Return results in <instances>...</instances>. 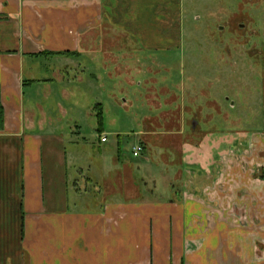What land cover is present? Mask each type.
Masks as SVG:
<instances>
[{
    "label": "crops",
    "instance_id": "crops-1",
    "mask_svg": "<svg viewBox=\"0 0 264 264\" xmlns=\"http://www.w3.org/2000/svg\"><path fill=\"white\" fill-rule=\"evenodd\" d=\"M183 3L0 0V264H264L256 241H264V177L226 188L225 177L215 176L201 187L178 179V165L145 156L135 164L123 157L118 125L116 144L102 147L110 139L98 99L82 116L99 133L100 161L82 160L70 90L98 83L92 57L103 50L99 40L114 37L106 32L113 29L143 52H176ZM149 131L143 123L136 135ZM101 166V187L93 175L86 186L96 189L82 192L84 167ZM69 170L80 171L72 195ZM160 174L168 178L163 192Z\"/></svg>",
    "mask_w": 264,
    "mask_h": 264
},
{
    "label": "rangeland",
    "instance_id": "rangeland-1",
    "mask_svg": "<svg viewBox=\"0 0 264 264\" xmlns=\"http://www.w3.org/2000/svg\"><path fill=\"white\" fill-rule=\"evenodd\" d=\"M183 2V43L176 52H143L128 36L120 37L123 32L113 29L106 32L114 37L99 40L98 47L103 50L92 57L98 65L94 69L95 73L99 71L98 83L70 90L77 106L75 111H68L80 117L82 137L78 144L85 146L81 152L84 166L91 162L96 167L95 162L100 161L96 159L100 157L99 133L91 127L87 116H82L86 114L85 105L98 99L105 108L110 139L102 147L116 144L113 131L118 125L125 133L123 157L135 164L145 156L178 165V179L188 184L197 180L201 187L215 176L225 177L226 188L237 180L263 178L264 2ZM116 118L121 120L116 122ZM193 121H197L195 128ZM143 123L150 131L140 139L136 131ZM181 130L182 134H178ZM133 144L144 146L138 157L133 154ZM73 146L67 144L69 150ZM92 148L97 150L93 152ZM102 166L84 167L85 175L79 177L78 185L82 192L94 191V185L101 187L102 173L106 175ZM74 172L80 174L79 170H69V195L74 193ZM93 175L98 184L95 181L91 187L86 186L87 177ZM166 179L159 175L162 192ZM230 188L235 189L234 185ZM253 237L250 238L255 240ZM256 241L263 256L264 241L260 242L259 237Z\"/></svg>",
    "mask_w": 264,
    "mask_h": 264
},
{
    "label": "trees",
    "instance_id": "trees-1",
    "mask_svg": "<svg viewBox=\"0 0 264 264\" xmlns=\"http://www.w3.org/2000/svg\"><path fill=\"white\" fill-rule=\"evenodd\" d=\"M99 107H101V106H99ZM3 122H4V120H3V107H2V105L0 104V127H2L3 126ZM102 123H103V114H102V108H100L99 109V111H98V124H99V131L101 132L102 130V128H101V125H102ZM143 148H144V146H143Z\"/></svg>",
    "mask_w": 264,
    "mask_h": 264
},
{
    "label": "built area",
    "instance_id": "built-area-1",
    "mask_svg": "<svg viewBox=\"0 0 264 264\" xmlns=\"http://www.w3.org/2000/svg\"><path fill=\"white\" fill-rule=\"evenodd\" d=\"M102 140L105 141L106 140V136H103L102 137ZM143 149H144L143 146L140 145V144H138V145H136V146L133 147V154L135 156H137V155H139L143 151Z\"/></svg>",
    "mask_w": 264,
    "mask_h": 264
},
{
    "label": "flooded vegetation",
    "instance_id": "flooded-vegetation-1",
    "mask_svg": "<svg viewBox=\"0 0 264 264\" xmlns=\"http://www.w3.org/2000/svg\"><path fill=\"white\" fill-rule=\"evenodd\" d=\"M196 124H197V121H193V126H196Z\"/></svg>",
    "mask_w": 264,
    "mask_h": 264
}]
</instances>
